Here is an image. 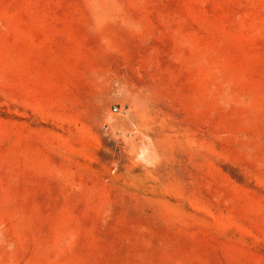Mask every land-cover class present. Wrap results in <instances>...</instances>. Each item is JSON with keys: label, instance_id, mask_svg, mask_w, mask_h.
Here are the masks:
<instances>
[{"label": "rangeland", "instance_id": "1", "mask_svg": "<svg viewBox=\"0 0 264 264\" xmlns=\"http://www.w3.org/2000/svg\"><path fill=\"white\" fill-rule=\"evenodd\" d=\"M0 264H264V0H0Z\"/></svg>", "mask_w": 264, "mask_h": 264}, {"label": "built area", "instance_id": "2", "mask_svg": "<svg viewBox=\"0 0 264 264\" xmlns=\"http://www.w3.org/2000/svg\"><path fill=\"white\" fill-rule=\"evenodd\" d=\"M114 110H115L116 112L118 111V109H117V108H115Z\"/></svg>", "mask_w": 264, "mask_h": 264}]
</instances>
